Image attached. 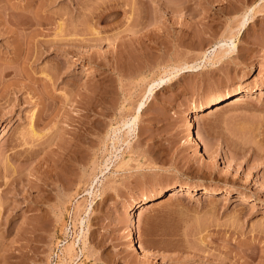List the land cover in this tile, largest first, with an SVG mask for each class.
I'll use <instances>...</instances> for the list:
<instances>
[{"label":"rangeland","instance_id":"obj_1","mask_svg":"<svg viewBox=\"0 0 264 264\" xmlns=\"http://www.w3.org/2000/svg\"><path fill=\"white\" fill-rule=\"evenodd\" d=\"M39 1L0 0V264H264V0Z\"/></svg>","mask_w":264,"mask_h":264},{"label":"bare ground","instance_id":"obj_2","mask_svg":"<svg viewBox=\"0 0 264 264\" xmlns=\"http://www.w3.org/2000/svg\"><path fill=\"white\" fill-rule=\"evenodd\" d=\"M40 2V1H39ZM42 3H44L45 1H41ZM41 2H40V4H38V7H37V10L40 12H42V9H43V7H44V5L46 4H41ZM47 3H48V1H47ZM43 5V6H42ZM41 6H42V9H41ZM36 10V11H37ZM37 11V12H38ZM44 13V12H43ZM14 14H15V12H14ZM40 14V13H39ZM26 15V14H25ZM25 19V18H24ZM28 19V18H27ZM31 19H33V18H31ZM15 20V19H14ZM14 20H12V18L10 17L9 19H7V21L10 23V24H14V25H17L18 27H23V28H26V27H30L32 24H33V22L31 23V22H27V21H21L20 20V23H18V22H15ZM23 20V19H22ZM28 20H30V19H28ZM32 21V20H31ZM8 24V23H7ZM201 24H203L202 22H201ZM59 31H60V29H59ZM135 32H136V30H134ZM137 33V32H136ZM144 34V32L142 33V36H145V34ZM138 35V34H137ZM136 35V36H137ZM149 35V34H148ZM141 36V35H140ZM139 36V37H140ZM147 36V35H146ZM138 37V36H137ZM181 38H182V40H188V39H191L192 38V35L189 33V32H183L182 34H181ZM138 40V39H137ZM219 53V55H220V52H218ZM218 53H217V55H218ZM224 53H226V51H224L223 50V52H221V54L223 55ZM218 55V56H219ZM221 56V55H220ZM221 96H214V97H212V98H210L209 100H207V102L205 103V106H204V109H202L200 112H202V114H200V115H205L207 112H209V111H211L212 110V108L215 106V105H217L218 103H221L222 101H228L227 102V104H235V103H238V102H241L247 95H248V90H246V89H240V90H235V91H229V93L227 92V93H225V94H220ZM230 100V101H229ZM141 105H142V103H140L139 104V106L138 107H141ZM139 109V108H138ZM207 110V112H203V111H206ZM196 109H192L191 110V112H190V114H188V115H190L188 118L190 119V121H188V128L190 129L191 127V118L193 117V115H194V113H196ZM200 112H197V113H200ZM30 128H31V130H32V133L33 134H35V132H33V128H32V124H31V122H32V119H33V113L30 115ZM185 188L187 189V191H190V189L192 188L191 186H185ZM183 189V186H180L179 188H177V187H174V188H170V190H169V196H173V195H176V194H178V191H180V190H182ZM166 189H163V190H161V191H159L158 193H156V194H150V195H145V196H143V198L141 199V201L138 203V204H134L133 206H132V210L136 207V206H138V207H144V205L146 204V203H148V201H150L151 199H153V198H156V197H159L160 195H162V193L165 191ZM204 192L206 193L205 195H210L211 193H214V192H216V190H213V189H204ZM209 197V196H208ZM76 217V216H75ZM80 218V217H79ZM128 240H129V245L130 246H132V247H134V248H137L138 250L140 249V251L142 252V254L143 255H148L147 254V252H146V250L145 249H143L141 246H140V244H138V241H137V239H136V234H135V230H134V228L132 227L131 229H130V231H129V234H128ZM65 248V250H67V253L69 254V252L72 250V248H73V245H72V243L71 242H69V243H67L66 244V246L64 247ZM148 257V256H147Z\"/></svg>","mask_w":264,"mask_h":264}]
</instances>
